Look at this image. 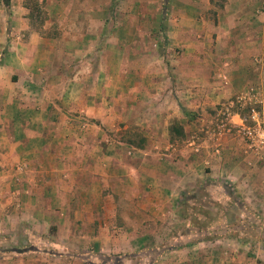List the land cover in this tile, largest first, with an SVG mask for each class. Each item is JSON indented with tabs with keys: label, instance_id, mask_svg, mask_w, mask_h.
<instances>
[{
	"label": "crops",
	"instance_id": "1",
	"mask_svg": "<svg viewBox=\"0 0 264 264\" xmlns=\"http://www.w3.org/2000/svg\"><path fill=\"white\" fill-rule=\"evenodd\" d=\"M38 1L39 19L24 0L0 6V264L264 257V145L230 134L244 133L237 111L203 134L233 97L260 103L264 128V0ZM146 48L152 67H134ZM182 115L178 149L166 129ZM135 130L146 149L125 139ZM161 142L166 155L149 151ZM219 182L240 207L231 224L249 216L254 233H183L181 202Z\"/></svg>",
	"mask_w": 264,
	"mask_h": 264
},
{
	"label": "rangeland",
	"instance_id": "2",
	"mask_svg": "<svg viewBox=\"0 0 264 264\" xmlns=\"http://www.w3.org/2000/svg\"><path fill=\"white\" fill-rule=\"evenodd\" d=\"M148 50L149 49H147V51L145 49L142 50V55L139 60V64L135 65L134 67H138V66L142 67L143 65H145V67L147 66V69L152 67L151 65L152 62H149V59L153 55L148 53ZM158 50H159L160 58L163 60V62H167L166 60H169V55H170L169 47L166 46L165 48L164 45L163 47L159 46ZM177 50L172 51L174 56L181 55L182 50L181 49H179L178 51ZM146 60L148 61L145 64L140 63V61H146ZM164 69H166V65L165 64L160 65L158 67L159 73L164 72ZM165 72H168V71H165ZM168 83H169V80H168ZM166 94L169 95V87L167 89ZM230 101L232 102V105L231 104L228 106L221 105L219 106V108L221 109L219 110L218 108L214 112V114L211 115V118H213L215 125L213 127V124H214L213 123L212 125H210V127L207 130L203 131L204 137L210 138L211 133H212V137L216 138V134L219 133L218 131H221V129H219V126L221 125L222 122H227V120L230 119L231 117L230 115H232L231 111H237L243 117L244 119L243 124L245 128H252V129L259 128L260 130L264 129L262 125H259L260 123L258 124L259 121L256 122L250 119L251 110L254 109L255 111L258 112L261 106L260 103L256 102V103L250 104L248 102V104H245V100H240L239 98L236 99L235 97L228 100V102ZM160 103H163L166 106V108H168V110H169V107L172 105V103L169 102V97H167L166 95L160 100ZM185 119L186 118L184 116L181 119H179V117L170 118L168 120V125L166 129L167 132H168L169 125H174L177 127H181L183 132L187 134V132L189 131V128L188 126H185L186 124L182 121ZM230 126L231 125H227V129L229 128L231 129L230 134L235 133V135H238L239 138L246 140V142H250L252 140V139H249L248 136L244 134L242 131L238 133L237 132L238 129H232ZM205 131H208V133H205ZM133 133H135L137 137L142 136L139 130H135ZM172 134L173 136H175L174 133ZM136 136H135V139H137ZM170 141L174 142V140H170ZM176 142L178 143V149H182L184 147L183 140L181 139L176 140ZM164 145H165V142H161L160 145H158L160 147L159 149H152L149 147V151H154V152L160 151V153H163L164 155H166L167 152L166 150H164ZM144 146H145L144 149L148 147L146 142L144 143ZM206 165L208 166V168L210 167L208 163ZM207 171H209V169ZM216 182L218 183V179L216 180ZM206 183L208 184L209 180H207ZM219 183L221 186L219 185L220 188L215 190L216 193H212L208 191V189H205V191L202 192L201 194L199 191H196L195 193H190L192 194L191 196H194L191 198L192 201L188 200V198L185 197V199L181 202L182 207L180 209V212H181L182 218L180 220L181 221L180 224H182L183 226L182 227L183 233L185 232V230H190V229H194V230L197 228L198 229H202V228L208 229V228H211L212 226L211 223L216 222L219 224L217 225L216 231L223 232V234L225 235L232 234V233L237 235L243 228V224L241 223L243 220H244L243 222L247 221V225H245V227L247 229H250L249 233L250 234L254 233L252 232V219L249 216H248L249 220L248 219L246 220V216H243L242 214V217H239V224L238 223L231 224V222H233L235 217L239 216L238 213H240V210H239L240 207L237 203L236 198L233 199L232 196L229 197V194H228L229 192H224L225 188H223L222 186H227L225 182H219ZM192 190L194 191L195 189L193 188ZM198 194H200L199 197H198ZM202 195L204 196L202 197ZM198 215H201V216H198ZM254 226H256V224ZM225 230H228L227 231L228 233L225 232ZM179 231L181 230L179 229ZM255 235L257 236L259 235V237H264V232L262 231V233L260 234L255 233ZM192 240L194 241L196 239H192ZM263 246H264V242H263ZM253 263L254 264H264V257L262 258L255 257L253 259Z\"/></svg>",
	"mask_w": 264,
	"mask_h": 264
},
{
	"label": "trees",
	"instance_id": "3",
	"mask_svg": "<svg viewBox=\"0 0 264 264\" xmlns=\"http://www.w3.org/2000/svg\"><path fill=\"white\" fill-rule=\"evenodd\" d=\"M222 2L223 1H221V2L219 1L216 3H217V5H220ZM0 6L3 9L8 10V8L10 7V0H0ZM24 6L27 9H29V18L31 17V19H32L33 17H35V18L38 17V14L40 13V3L38 0H24ZM221 6H222V4H221ZM38 19H39V17H38ZM168 132H169V134L174 133L178 140H180L184 136V132H183L182 128L174 126V125H169ZM135 136H136V134L132 132L125 139L127 141H129V143L131 145H133L137 148H140V149H144L145 139L141 136L140 137L136 136L137 139H135ZM132 140H134V141L137 140V141L133 142Z\"/></svg>",
	"mask_w": 264,
	"mask_h": 264
},
{
	"label": "built area",
	"instance_id": "4",
	"mask_svg": "<svg viewBox=\"0 0 264 264\" xmlns=\"http://www.w3.org/2000/svg\"><path fill=\"white\" fill-rule=\"evenodd\" d=\"M252 120L257 122V118H253ZM88 125L89 124L87 121H83L81 127L86 128ZM222 127L225 128L224 125ZM243 131L244 134H246L249 139H252L253 141H257L261 146L264 145V129L260 130L259 128L257 129L244 128Z\"/></svg>",
	"mask_w": 264,
	"mask_h": 264
}]
</instances>
